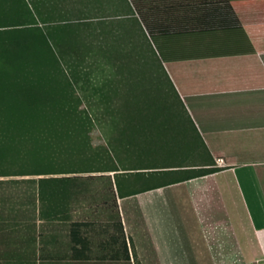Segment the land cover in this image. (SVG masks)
Instances as JSON below:
<instances>
[{
	"label": "trees",
	"instance_id": "16d2710c",
	"mask_svg": "<svg viewBox=\"0 0 264 264\" xmlns=\"http://www.w3.org/2000/svg\"><path fill=\"white\" fill-rule=\"evenodd\" d=\"M122 1L131 14L93 21L99 0H0V143L33 163L18 173L115 171L124 197L222 168L184 101L196 82L180 78L195 61L264 53V0ZM96 55L134 69L87 76L80 93L59 69ZM131 150L145 163L127 166ZM91 223L70 221L73 260L91 257ZM110 244L112 259L130 263L120 211Z\"/></svg>",
	"mask_w": 264,
	"mask_h": 264
},
{
	"label": "crops",
	"instance_id": "0c3cea01",
	"mask_svg": "<svg viewBox=\"0 0 264 264\" xmlns=\"http://www.w3.org/2000/svg\"><path fill=\"white\" fill-rule=\"evenodd\" d=\"M263 54L223 57H241L240 66L192 69L194 75L180 78L196 82L189 87L197 90L189 93L207 95L205 125L195 122L211 151L220 155L215 162L222 168L117 197L120 205L127 200L132 215L129 225L120 210L131 264L264 263ZM5 220L0 242L6 233L8 241L16 234ZM17 236L21 249L37 247L35 230L33 237L31 231ZM6 247L0 245V264H7ZM109 250L95 258L117 260Z\"/></svg>",
	"mask_w": 264,
	"mask_h": 264
},
{
	"label": "rangeland",
	"instance_id": "374dc122",
	"mask_svg": "<svg viewBox=\"0 0 264 264\" xmlns=\"http://www.w3.org/2000/svg\"><path fill=\"white\" fill-rule=\"evenodd\" d=\"M85 1L87 0H83V3H86ZM99 1L100 3L93 2L98 6V10L92 14L95 17L93 21H97V17L113 19L116 13L123 16L131 14L127 13L131 11L122 0ZM117 4L120 7L116 8ZM147 54L152 56L153 53L149 50ZM239 58L199 60L194 62L193 69H238ZM261 58L264 62V54ZM165 65L168 66L167 63ZM119 69H134V64L127 57L108 60L96 55L84 57L74 69H69L64 64V69L59 70L62 74L66 71L82 93L83 85H88L91 81L101 83L109 73ZM155 69H158L157 66ZM87 76H90V83ZM206 100L205 93H189L184 96L185 104L194 120L204 125L207 118ZM102 130L99 125V128L91 133L97 143H101L99 137ZM128 155L127 166L141 165L146 161L145 157L138 160L132 150ZM197 160L201 161L202 157L197 156ZM21 169L32 171L33 163H29V157L18 155L11 147L0 143V173H4L0 174V228H3L1 221L5 217L6 226L16 233L10 234L9 241L6 233L0 242V245H7V264H131L124 259L111 261L95 258L104 253L109 254V235L113 232V221L118 218L120 210L124 219L131 225L132 215L127 200L120 205L116 197L115 171L20 174L18 172ZM40 190L45 192L42 198ZM74 219L92 221L85 229L92 246V258L88 261L70 258L69 224ZM34 230L37 247L34 248L32 244L30 249H21L17 244L21 236L17 234H28L31 231L33 237ZM14 236L16 241L13 240ZM103 247L106 249L103 250Z\"/></svg>",
	"mask_w": 264,
	"mask_h": 264
},
{
	"label": "built area",
	"instance_id": "2783aa9c",
	"mask_svg": "<svg viewBox=\"0 0 264 264\" xmlns=\"http://www.w3.org/2000/svg\"><path fill=\"white\" fill-rule=\"evenodd\" d=\"M259 264H264V263H259Z\"/></svg>",
	"mask_w": 264,
	"mask_h": 264
}]
</instances>
